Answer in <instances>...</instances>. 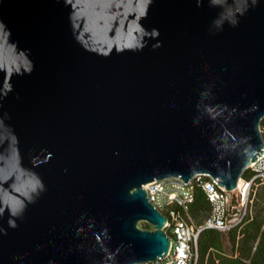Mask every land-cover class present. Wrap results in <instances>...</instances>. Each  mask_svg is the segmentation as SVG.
Returning a JSON list of instances; mask_svg holds the SVG:
<instances>
[{
  "label": "water",
  "instance_id": "obj_1",
  "mask_svg": "<svg viewBox=\"0 0 264 264\" xmlns=\"http://www.w3.org/2000/svg\"><path fill=\"white\" fill-rule=\"evenodd\" d=\"M263 118L264 0H0V264L157 262L144 185L234 189Z\"/></svg>",
  "mask_w": 264,
  "mask_h": 264
},
{
  "label": "built area",
  "instance_id": "obj_2",
  "mask_svg": "<svg viewBox=\"0 0 264 264\" xmlns=\"http://www.w3.org/2000/svg\"><path fill=\"white\" fill-rule=\"evenodd\" d=\"M264 140V126L260 128ZM232 190L209 175H197L188 182L179 178L153 180L144 185L148 200L164 216L163 230L170 239L168 253L157 262L145 264H197L199 233L203 229L228 232L240 228L250 212L253 195L264 184V143L260 155L246 169ZM200 192L206 209L192 212Z\"/></svg>",
  "mask_w": 264,
  "mask_h": 264
},
{
  "label": "trees",
  "instance_id": "obj_3",
  "mask_svg": "<svg viewBox=\"0 0 264 264\" xmlns=\"http://www.w3.org/2000/svg\"><path fill=\"white\" fill-rule=\"evenodd\" d=\"M260 126H264V118ZM246 175L245 171L242 176ZM206 207L202 194L197 192L193 214ZM250 212L240 228L228 232L203 229L197 240V264H264V184L257 187ZM144 228L149 229V225Z\"/></svg>",
  "mask_w": 264,
  "mask_h": 264
},
{
  "label": "rangeland",
  "instance_id": "obj_4",
  "mask_svg": "<svg viewBox=\"0 0 264 264\" xmlns=\"http://www.w3.org/2000/svg\"><path fill=\"white\" fill-rule=\"evenodd\" d=\"M260 128H262V127L260 126ZM145 224H148V223H146V222H139V223H138V226L141 227V228H144ZM148 225H149V224H148ZM152 228H153V227H152L151 225H149V229H152Z\"/></svg>",
  "mask_w": 264,
  "mask_h": 264
},
{
  "label": "bare ground",
  "instance_id": "obj_5",
  "mask_svg": "<svg viewBox=\"0 0 264 264\" xmlns=\"http://www.w3.org/2000/svg\"><path fill=\"white\" fill-rule=\"evenodd\" d=\"M241 182V179L239 180V183Z\"/></svg>",
  "mask_w": 264,
  "mask_h": 264
}]
</instances>
